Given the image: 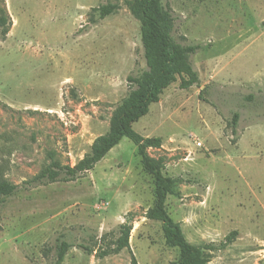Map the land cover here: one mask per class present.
<instances>
[{
  "label": "rangeland",
  "instance_id": "rangeland-1",
  "mask_svg": "<svg viewBox=\"0 0 264 264\" xmlns=\"http://www.w3.org/2000/svg\"><path fill=\"white\" fill-rule=\"evenodd\" d=\"M107 3L119 8L98 18L92 9ZM161 3L176 41L202 45L191 56L200 83H173L133 127L163 140L149 153L165 156L164 172L179 180L170 216L188 241L216 247L196 264H264V0ZM0 17L10 29L0 39V179L18 185L0 198V264H55L63 240L71 248L62 264L179 259L162 222L146 217L154 177L130 138L75 180L33 181L52 161L83 158L111 128L128 76L146 68L140 23L124 0H0ZM127 218L130 247L99 257Z\"/></svg>",
  "mask_w": 264,
  "mask_h": 264
},
{
  "label": "trees",
  "instance_id": "trees-1",
  "mask_svg": "<svg viewBox=\"0 0 264 264\" xmlns=\"http://www.w3.org/2000/svg\"><path fill=\"white\" fill-rule=\"evenodd\" d=\"M124 2L140 23L146 68L136 75L128 76L130 89L112 117L111 128L95 138L90 151L74 165L52 161L33 178V181L46 183L75 180L92 170L123 138H130L137 146L145 170L154 177L157 200L155 206L146 212V217L161 221L166 241L179 249L180 257L172 264H196L202 258L203 249L215 250L216 247L214 244L200 246L188 241L180 223L170 216L166 202L179 180L164 172L165 156L154 157L149 153L150 148L161 149L163 140L159 136H144L137 132L133 125L149 113L151 105L159 102L165 89L173 83L179 80L182 89L200 83L199 72L191 56L201 49L202 45L182 44L176 41L173 36L175 18L170 7H164L161 0H124ZM118 8L117 3H107L92 10L98 12V18L103 19L114 14ZM2 25L0 39H5L10 29L6 26L4 17H0V26ZM238 119L239 113L235 112L231 122L234 133ZM17 190V184L0 179V198L11 196ZM131 222L132 220L127 218L120 225L121 235L113 241V245L100 247L99 257L130 247ZM235 234L236 231L227 236L222 246L232 242ZM70 248L71 244L65 240L57 244L55 264L63 263ZM132 264H138L134 254Z\"/></svg>",
  "mask_w": 264,
  "mask_h": 264
},
{
  "label": "built area",
  "instance_id": "built-area-1",
  "mask_svg": "<svg viewBox=\"0 0 264 264\" xmlns=\"http://www.w3.org/2000/svg\"><path fill=\"white\" fill-rule=\"evenodd\" d=\"M196 144H197V146H201L202 142L198 140V141H196Z\"/></svg>",
  "mask_w": 264,
  "mask_h": 264
}]
</instances>
